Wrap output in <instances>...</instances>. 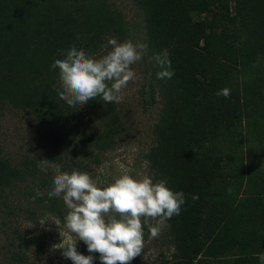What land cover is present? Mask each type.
Segmentation results:
<instances>
[{
  "label": "trees",
  "instance_id": "trees-1",
  "mask_svg": "<svg viewBox=\"0 0 264 264\" xmlns=\"http://www.w3.org/2000/svg\"><path fill=\"white\" fill-rule=\"evenodd\" d=\"M134 2L149 46L142 61L150 98L161 105L143 156L154 182L166 180L170 189L185 195L180 214L162 230L167 249L152 264H260L264 0ZM117 4L0 0V107L37 120L52 141L44 157L69 173H88L100 164V154L117 144L128 114L120 103L100 97L83 106L67 105L55 90L59 70L51 65L73 45L98 58L111 48L109 39H131L133 27ZM165 49L174 75L162 80L149 57ZM223 88L230 96L216 95ZM142 104L149 110V103ZM40 156L32 151L13 156L0 144V231L15 233L14 241L9 239L11 261L4 264L28 262L22 248L39 244L18 225L11 226L19 210L28 219L52 214L62 224L67 214L62 198L47 195L53 174L37 167ZM148 233L144 225V240ZM139 262L138 256L131 264Z\"/></svg>",
  "mask_w": 264,
  "mask_h": 264
},
{
  "label": "clouds",
  "instance_id": "clouds-1",
  "mask_svg": "<svg viewBox=\"0 0 264 264\" xmlns=\"http://www.w3.org/2000/svg\"><path fill=\"white\" fill-rule=\"evenodd\" d=\"M108 45L111 50L99 58L73 45L67 51L62 50L63 59H56L51 65L53 70H59V87L55 90L67 105L83 106L97 97L105 103L118 104L123 100V89L136 78L132 65L149 54V46L131 40L118 42L115 38L109 39ZM149 59L159 69L157 79L173 77L166 49L152 53ZM216 95L228 97L230 90L223 88ZM116 163L118 175L103 187L99 186L98 178L94 180L87 172L62 171L60 164L48 159L37 165L40 171L51 170L53 174L48 197L62 198L68 209L63 224L52 218L40 219L39 223L42 227L46 222L58 226L61 239L52 245V251L62 250V256L72 264H94V255L77 251L78 241L87 245L89 253H99L101 264H131L144 253V225L155 221L148 224L149 238L155 239L166 222L180 214L185 203L184 193L170 189L166 180L154 182L144 172L133 175V168L119 160ZM43 195L37 192V196ZM258 259L264 264V253H259Z\"/></svg>",
  "mask_w": 264,
  "mask_h": 264
},
{
  "label": "rangeland",
  "instance_id": "rangeland-1",
  "mask_svg": "<svg viewBox=\"0 0 264 264\" xmlns=\"http://www.w3.org/2000/svg\"><path fill=\"white\" fill-rule=\"evenodd\" d=\"M114 1L122 9L126 21L133 27L132 38L125 41L145 43L140 7L134 0ZM117 41L124 42L122 40ZM110 50L111 48H107L101 51L100 57ZM132 69L136 73V78L123 89V100L120 102L123 111L128 114L124 117V130L117 139L114 148L100 154L101 163H94L89 168V175L94 180L98 178V184L101 187L105 186L106 181L110 182L113 176L118 175L117 160L133 168V175H136L137 172H144L149 175V165L143 156V151L147 150L153 138L152 128L157 121L158 110L161 105L156 100L153 102L154 100L150 98L151 89L146 80L148 71L143 61L141 60L132 65ZM144 102L149 103V110H145L142 104ZM0 144L13 156H21L27 151H32L36 155H41V160H43L47 159L44 154L51 149L52 141L49 134L43 130L41 124L33 117L11 108L0 107ZM50 161L55 163L52 160ZM45 218L57 219L52 214L40 215L36 219H28L20 210L13 219L11 217V226L18 225L27 237L35 238L39 243L38 246H30L29 250L22 248L28 258V262L23 264H72L70 259H65L62 256V250L52 251V245L59 243L61 239L59 228L51 222H46L42 227L39 220ZM151 222L155 223V221H149L148 224ZM11 232L13 234L9 235L10 232L8 234L0 231V264L11 261L10 256L14 251H9L13 244L9 239L13 240L15 236L13 230ZM147 235L148 237L144 240V253L139 256V264H152L167 249L168 243L165 238H162V231L155 239L149 238V233ZM14 250L18 251L17 248ZM77 251L86 256L94 255V264H101L99 253H89L87 245L83 241L77 242ZM145 253H147L146 259L144 258Z\"/></svg>",
  "mask_w": 264,
  "mask_h": 264
}]
</instances>
